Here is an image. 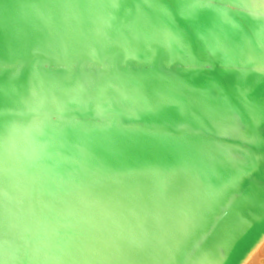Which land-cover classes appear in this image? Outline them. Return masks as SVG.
Returning <instances> with one entry per match:
<instances>
[{
	"label": "water",
	"instance_id": "obj_1",
	"mask_svg": "<svg viewBox=\"0 0 264 264\" xmlns=\"http://www.w3.org/2000/svg\"><path fill=\"white\" fill-rule=\"evenodd\" d=\"M263 242L264 0H0V264Z\"/></svg>",
	"mask_w": 264,
	"mask_h": 264
},
{
	"label": "snow or ice",
	"instance_id": "obj_2",
	"mask_svg": "<svg viewBox=\"0 0 264 264\" xmlns=\"http://www.w3.org/2000/svg\"><path fill=\"white\" fill-rule=\"evenodd\" d=\"M152 3H166L168 0H151ZM176 4L186 5V6H198L206 4L208 0H172ZM200 14L199 7H186L183 9V15L192 23L193 27L196 26L198 16ZM177 35L173 32H166L163 35V40L166 42H177ZM187 50V49H186Z\"/></svg>",
	"mask_w": 264,
	"mask_h": 264
},
{
	"label": "bare ground",
	"instance_id": "obj_3",
	"mask_svg": "<svg viewBox=\"0 0 264 264\" xmlns=\"http://www.w3.org/2000/svg\"><path fill=\"white\" fill-rule=\"evenodd\" d=\"M247 264H264V242L260 245Z\"/></svg>",
	"mask_w": 264,
	"mask_h": 264
}]
</instances>
